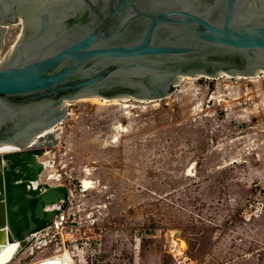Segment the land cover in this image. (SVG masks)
<instances>
[{
    "label": "rangeland",
    "instance_id": "obj_1",
    "mask_svg": "<svg viewBox=\"0 0 264 264\" xmlns=\"http://www.w3.org/2000/svg\"><path fill=\"white\" fill-rule=\"evenodd\" d=\"M11 25L3 55L22 29ZM130 103L132 119L111 103L66 108L42 182L58 174L50 183L74 194L62 224L41 235L48 245L12 264L65 247L77 264H264V74L186 80ZM119 123L129 132L113 144ZM174 236L187 244L182 258Z\"/></svg>",
    "mask_w": 264,
    "mask_h": 264
},
{
    "label": "water",
    "instance_id": "obj_2",
    "mask_svg": "<svg viewBox=\"0 0 264 264\" xmlns=\"http://www.w3.org/2000/svg\"><path fill=\"white\" fill-rule=\"evenodd\" d=\"M43 1L0 0V56L6 26L25 22L0 65V145L18 147L0 153V246L11 242L0 257L70 205L67 185L41 181L54 139L42 131L62 122L64 99H158L180 75L264 70V0Z\"/></svg>",
    "mask_w": 264,
    "mask_h": 264
},
{
    "label": "bare ground",
    "instance_id": "obj_3",
    "mask_svg": "<svg viewBox=\"0 0 264 264\" xmlns=\"http://www.w3.org/2000/svg\"><path fill=\"white\" fill-rule=\"evenodd\" d=\"M46 1V0H45ZM45 1H43V4L45 3ZM24 19L22 17L19 18V22L15 23L14 26L16 25H20L22 27L21 31L19 32V35L17 36V38L14 40V42L11 44L8 52L3 55L1 53V56H0V65H2L9 56H11L14 48H15V44L16 42L19 40V38L22 36V33H23V30H24ZM12 25H7L6 26V29H9ZM5 43H6V39H5ZM262 74H264V70L262 69H259L257 70L256 72H254L253 74H251L250 76L249 75H246V74H241V73H238V74H233V73H228V72H225V71H220L216 76V78L218 77H226V78H238V79H247V78H252V79H258L262 76ZM200 77H206V78H211V76L209 75H203V74H196V75H180L175 83V86H179L182 82L186 81V80H193V79H197V78H200ZM161 98H158V99H145V98H136V97H132L131 95H120V96H114V97H104V96H101V95H97V94H93V95H88V94H84V95H79V96H76L75 98L73 99H64V101L62 102L61 104V108H67L68 106H70L71 104L75 103V102H78L80 100H91V101H94V102H98V103H102V104H106V103H111V104H116V105H121V110L123 112V115L125 117H128L130 119H132V105H131V101L132 100H136V101H139V102H150V101H155V100H160ZM61 124L62 122H59L58 124L56 125H52L50 126L49 128L45 129L42 131V134L43 136H48L49 134H53L55 133L56 131L60 130L61 129ZM116 129L118 130V133H116V135H114L111 143L115 144L119 142L120 140V136H121V133H127L129 132V128L128 126H125L121 123L117 124L116 125ZM39 136H36L35 138L32 139V142H35L36 144H38L40 142V139H38ZM56 143V141L54 140H45V145H46V153L40 158V160L44 163L45 165V170L44 172L42 173L41 175V181L44 177V175L49 171V168L53 166V161L51 159H48L47 157L48 156H52V153H51V147L52 145ZM12 149H18V147H16V145H13V144H2L0 145V153L1 152H6V151H9V150H12ZM194 169V167L192 168ZM191 170V169H190ZM84 171L88 174V173H91V169L90 168H85ZM193 171V170H192ZM192 173V172H191ZM60 175L58 174H51L49 173V184H52L50 182H52L51 180H60ZM83 183H84V188L82 189V191L86 192L90 189L93 188V184H94V181H92L90 178H83ZM57 184H63V183H56ZM69 187V186H68ZM70 189V187H69ZM74 194V191L70 189V198H72ZM63 215V213H62ZM64 218V217H63ZM59 221L57 220V226L59 225L58 224ZM48 230V229H47ZM46 231V229L44 231H41V232H38V233H35L33 234V241L34 243L32 242V244L28 247H23L22 245L21 246H13L11 247V249L7 250L4 252L3 255H1L0 257V264H12L15 260L16 262V259L18 258L17 256L20 254V252L22 250H25V249H29L33 252L34 248L35 247H45L48 245V241H43L41 242L40 241V238H41V235ZM37 238V239H34V238ZM10 243L11 242H7L5 243L4 245H1L0 246V254L7 248L10 246ZM37 245V246H36ZM187 244L185 242V240L183 239H177L175 236L173 237L172 239V249L177 253L178 256H180V258H182L181 256L184 255V249L186 248ZM175 253V254H176ZM81 257L85 259V256H84V252H81L80 253ZM54 259H57V260H60L61 263H65L67 262L68 264H77V262L75 261V258L71 252L70 249L68 248H63V250L53 254V255H50V256H46L44 258H41L39 260H35L31 263H25V264H35L37 262H40V261H43V260H54ZM186 261V259H185ZM181 263L184 262V261H180ZM187 264V263H186Z\"/></svg>",
    "mask_w": 264,
    "mask_h": 264
},
{
    "label": "built area",
    "instance_id": "obj_4",
    "mask_svg": "<svg viewBox=\"0 0 264 264\" xmlns=\"http://www.w3.org/2000/svg\"><path fill=\"white\" fill-rule=\"evenodd\" d=\"M57 220L62 224V222H63V218H62L61 216H59L58 218H56L54 224L51 225L50 227H48L47 229H50V228H52V227H56V226H57V225H56V224H57ZM47 229H46V230H47ZM34 239H37V238L35 237ZM33 243H34V241H33Z\"/></svg>",
    "mask_w": 264,
    "mask_h": 264
}]
</instances>
